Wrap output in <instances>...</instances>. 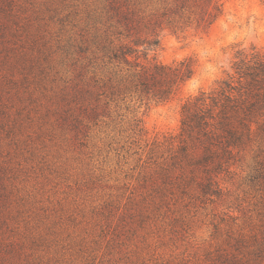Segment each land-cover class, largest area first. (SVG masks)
Here are the masks:
<instances>
[{
    "label": "rangeland",
    "instance_id": "1",
    "mask_svg": "<svg viewBox=\"0 0 264 264\" xmlns=\"http://www.w3.org/2000/svg\"><path fill=\"white\" fill-rule=\"evenodd\" d=\"M220 3L175 30L174 0H0V264H264V129L208 160L155 147L240 50L264 54V0ZM117 4L143 17L126 39L143 62L192 60L172 99H98L94 71L118 70L104 59Z\"/></svg>",
    "mask_w": 264,
    "mask_h": 264
},
{
    "label": "trees",
    "instance_id": "2",
    "mask_svg": "<svg viewBox=\"0 0 264 264\" xmlns=\"http://www.w3.org/2000/svg\"><path fill=\"white\" fill-rule=\"evenodd\" d=\"M174 2L177 10L174 12L179 19L169 17L168 24L175 30L182 28L181 24L194 22L198 26L210 25L221 13L223 4L220 0ZM171 9L167 3L165 15ZM115 12L117 24H112L107 34L104 59L105 65L118 67V70L107 79L94 71L92 79L98 99L126 91L159 101L172 99L194 75L192 60L184 59L173 64L143 62L138 51L126 41L138 32L137 23L143 17L135 9L124 8L122 4L116 5ZM156 42L152 41L151 46ZM232 68L234 73H228L217 87L203 90L184 103L180 135L155 142V147L164 145L165 141L169 144L178 142L186 157L202 146L206 152L202 159L208 160L214 154L229 156L249 145L253 136L264 129V54L256 49L251 53L240 50ZM142 123V118L134 114L131 120L133 137L143 135ZM184 158L180 159V164Z\"/></svg>",
    "mask_w": 264,
    "mask_h": 264
}]
</instances>
